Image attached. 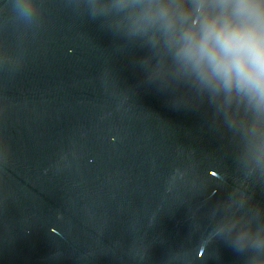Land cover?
<instances>
[{
	"label": "water",
	"instance_id": "water-1",
	"mask_svg": "<svg viewBox=\"0 0 264 264\" xmlns=\"http://www.w3.org/2000/svg\"><path fill=\"white\" fill-rule=\"evenodd\" d=\"M220 11L0 0V264H264V106L180 55Z\"/></svg>",
	"mask_w": 264,
	"mask_h": 264
},
{
	"label": "clouds",
	"instance_id": "clouds-1",
	"mask_svg": "<svg viewBox=\"0 0 264 264\" xmlns=\"http://www.w3.org/2000/svg\"><path fill=\"white\" fill-rule=\"evenodd\" d=\"M218 6V15L203 14L197 28L182 33L180 55L214 87L264 106V14L253 0H218Z\"/></svg>",
	"mask_w": 264,
	"mask_h": 264
}]
</instances>
